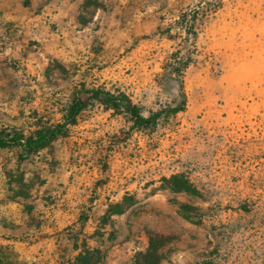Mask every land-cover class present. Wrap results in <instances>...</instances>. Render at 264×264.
I'll list each match as a JSON object with an SVG mask.
<instances>
[{
	"label": "rangeland",
	"instance_id": "rangeland-1",
	"mask_svg": "<svg viewBox=\"0 0 264 264\" xmlns=\"http://www.w3.org/2000/svg\"><path fill=\"white\" fill-rule=\"evenodd\" d=\"M57 126L0 150V264H264V0H0V129Z\"/></svg>",
	"mask_w": 264,
	"mask_h": 264
},
{
	"label": "trees",
	"instance_id": "trees-1",
	"mask_svg": "<svg viewBox=\"0 0 264 264\" xmlns=\"http://www.w3.org/2000/svg\"><path fill=\"white\" fill-rule=\"evenodd\" d=\"M99 94H95L97 97ZM106 104L113 109H123L129 116L132 118L134 125L138 127H147L155 122L154 117L146 118L144 117L137 108L132 105L129 99L125 95L113 96L110 95L106 100ZM82 101L77 99L74 105H72L70 109L71 120H69V124H74V117L82 111L81 108ZM73 117V118H72ZM64 132L62 126H57L54 128L47 129H39L32 132L29 135H24L21 132H6L3 129H0V150L4 149L8 146L19 145L23 147V149L31 153L39 148H41L45 143L53 141L58 136H60ZM90 254L89 252L84 251L82 256H76L75 261L72 264H88L87 261L82 259V257H86ZM91 256H93L94 263L99 264V253L94 251Z\"/></svg>",
	"mask_w": 264,
	"mask_h": 264
}]
</instances>
